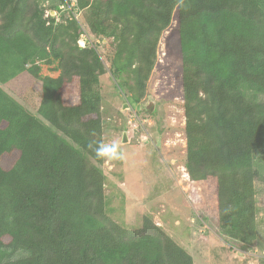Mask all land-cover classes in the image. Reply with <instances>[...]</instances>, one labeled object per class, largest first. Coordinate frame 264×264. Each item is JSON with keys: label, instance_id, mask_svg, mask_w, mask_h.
Masks as SVG:
<instances>
[{"label": "trees", "instance_id": "16d2710c", "mask_svg": "<svg viewBox=\"0 0 264 264\" xmlns=\"http://www.w3.org/2000/svg\"><path fill=\"white\" fill-rule=\"evenodd\" d=\"M74 1L85 27L46 17L53 8L38 0H0V85L24 72L41 83L37 115L0 88V264H193L148 217L129 231L107 215L103 158L89 148L102 140L103 62L135 107L174 11L193 197L227 242L252 248L254 182L264 181L252 155L264 153V105L239 87L264 96V0ZM52 64L57 78L39 76ZM20 251L24 258L10 260Z\"/></svg>", "mask_w": 264, "mask_h": 264}, {"label": "rangeland", "instance_id": "374dc122", "mask_svg": "<svg viewBox=\"0 0 264 264\" xmlns=\"http://www.w3.org/2000/svg\"><path fill=\"white\" fill-rule=\"evenodd\" d=\"M38 2L44 9H54L60 4V0ZM79 15L74 19L83 24ZM57 17L65 23L71 16L61 11ZM99 43L98 51L104 42ZM182 57L174 11L169 27L160 35L154 66L135 107L129 105L128 94L120 92L107 63L103 62L106 72L99 77L96 87L101 95L102 140H119L126 154L124 160L103 158L99 166L105 176L107 215L129 231L140 230L143 218L148 217L192 257L193 264H260L264 258V181L254 182L257 239L248 250L227 242L210 225L200 205H196L200 200L193 197V187L183 164L186 137L181 107ZM55 65H41L39 76L57 78L59 72L54 70ZM0 88L37 115L41 98L39 79L24 72ZM239 88L246 100L264 105V96L252 85L241 84ZM123 133L126 143H122ZM17 155L7 158L3 164L11 165ZM252 167L258 178H264V153L252 155ZM26 254L17 252L10 260L22 259Z\"/></svg>", "mask_w": 264, "mask_h": 264}, {"label": "clouds", "instance_id": "9594fccd", "mask_svg": "<svg viewBox=\"0 0 264 264\" xmlns=\"http://www.w3.org/2000/svg\"><path fill=\"white\" fill-rule=\"evenodd\" d=\"M89 148L94 151L97 159L107 158L109 160H124L126 158V154L120 148L119 140H101L96 142L95 146L89 144Z\"/></svg>", "mask_w": 264, "mask_h": 264}, {"label": "built area", "instance_id": "2783aa9c", "mask_svg": "<svg viewBox=\"0 0 264 264\" xmlns=\"http://www.w3.org/2000/svg\"><path fill=\"white\" fill-rule=\"evenodd\" d=\"M59 10L60 12L62 11V13H69L71 17L75 18L77 15L75 13L76 11V4L75 1H64L63 4H61L59 6ZM57 12L55 11H51V10H47L45 12V16H50L52 19L55 20V22H59L60 17H57ZM88 40V37L86 35V33H83L80 35L78 44H80V47H84L86 45V41Z\"/></svg>", "mask_w": 264, "mask_h": 264}, {"label": "water", "instance_id": "95a60500", "mask_svg": "<svg viewBox=\"0 0 264 264\" xmlns=\"http://www.w3.org/2000/svg\"><path fill=\"white\" fill-rule=\"evenodd\" d=\"M147 110L150 111V107H147ZM127 142V137H126V134L123 133L122 135V143H126Z\"/></svg>", "mask_w": 264, "mask_h": 264}]
</instances>
